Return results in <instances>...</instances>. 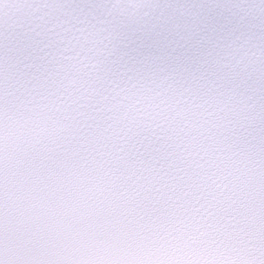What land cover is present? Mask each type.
I'll return each instance as SVG.
<instances>
[{
  "label": "snow or ice",
  "instance_id": "1",
  "mask_svg": "<svg viewBox=\"0 0 264 264\" xmlns=\"http://www.w3.org/2000/svg\"><path fill=\"white\" fill-rule=\"evenodd\" d=\"M0 264H264V0H0Z\"/></svg>",
  "mask_w": 264,
  "mask_h": 264
}]
</instances>
